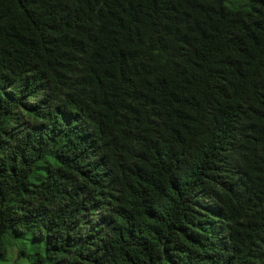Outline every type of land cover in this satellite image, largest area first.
<instances>
[{"label":"trees","instance_id":"1","mask_svg":"<svg viewBox=\"0 0 264 264\" xmlns=\"http://www.w3.org/2000/svg\"><path fill=\"white\" fill-rule=\"evenodd\" d=\"M264 264V0H0V264Z\"/></svg>","mask_w":264,"mask_h":264},{"label":"rangeland","instance_id":"2","mask_svg":"<svg viewBox=\"0 0 264 264\" xmlns=\"http://www.w3.org/2000/svg\"><path fill=\"white\" fill-rule=\"evenodd\" d=\"M14 254H12V250L10 253V259H6V261H3V264H30L27 260H26V256H20L19 259L12 261L11 259L13 258Z\"/></svg>","mask_w":264,"mask_h":264}]
</instances>
